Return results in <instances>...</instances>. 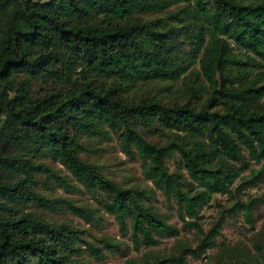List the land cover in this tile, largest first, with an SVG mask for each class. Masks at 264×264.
<instances>
[{"label": "trees", "instance_id": "trees-1", "mask_svg": "<svg viewBox=\"0 0 264 264\" xmlns=\"http://www.w3.org/2000/svg\"><path fill=\"white\" fill-rule=\"evenodd\" d=\"M152 82L155 93H138ZM84 134L117 138L175 203L182 227L202 233L201 209L264 160V0H0V264H87L85 250L102 258L121 249L109 235L94 237L97 245L71 220L26 210L64 208L101 223L96 208L49 196L42 187L51 182L104 195L102 208L136 249L180 232L150 190L123 186L82 157ZM263 175L264 164L244 184ZM253 201L233 208L247 214ZM222 223L223 214L196 247L180 239L175 252L125 264H184L215 245ZM254 244L264 255V243ZM216 256L259 263L237 245Z\"/></svg>", "mask_w": 264, "mask_h": 264}, {"label": "rangeland", "instance_id": "rangeland-1", "mask_svg": "<svg viewBox=\"0 0 264 264\" xmlns=\"http://www.w3.org/2000/svg\"><path fill=\"white\" fill-rule=\"evenodd\" d=\"M157 82L152 84L140 85L138 87L139 94H152L157 90ZM161 84V83H160ZM137 93V89L134 90ZM160 96L169 97V94L163 92ZM152 141L163 142L164 140L158 135H146ZM82 140L86 150L82 152V157L99 166L100 170L123 186H135L145 188L152 192L154 204L158 211L164 215L169 222L178 225L180 232L176 236L161 237L157 245H141L139 249L133 246L129 237L128 231L122 232L119 229V224L111 213L106 212L102 208L101 199L104 195L92 194L84 189L79 188L66 189L51 182L50 187H42L49 196H64L76 203L84 204L97 209V213L101 216L102 221L99 225L95 223H87L80 217L72 214L64 208H58L51 211L42 209L35 205H28L26 210H34L37 213L41 211L57 220H71L78 227L84 230V237L94 241V237L101 235H109L120 241L119 251H110L104 249L102 258H97L85 250L78 257L87 264H125L129 258L139 259L144 252L153 251L154 253H170L176 251L178 240L187 241L192 247H196L200 235H203L213 225L214 222L223 214V223L220 228V233L216 237V243L213 247L205 248L200 255L189 254L187 261L184 264H217V252L223 245L235 246L237 245L243 251H249L259 260L258 264H264V255H261L257 247L256 241L264 243V175L256 184H244L245 180L252 176L253 171L258 169L264 160L259 163L252 162L251 166L247 168L241 177L236 178L233 183L234 193L232 195L227 193H215L210 203L201 209L200 222L203 232L197 234L193 229H186L182 227V220L178 217L175 210V203L167 202L164 195L157 190L150 179L143 175L140 159L137 156L129 157L121 148L117 138H103L102 136L82 135ZM42 161L48 163L50 166L56 168L61 174L71 177L68 169L58 163L57 160L51 157L41 158ZM177 157L171 156L167 159V164L170 169L176 167ZM72 183H75L71 179ZM244 184V185H242ZM253 198V206L246 214L239 206H234L235 201L241 200L247 202ZM232 207L231 209H229Z\"/></svg>", "mask_w": 264, "mask_h": 264}]
</instances>
